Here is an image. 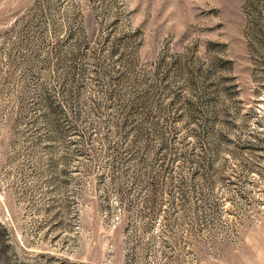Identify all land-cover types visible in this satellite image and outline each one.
<instances>
[{
	"label": "rangeland",
	"instance_id": "374dc122",
	"mask_svg": "<svg viewBox=\"0 0 264 264\" xmlns=\"http://www.w3.org/2000/svg\"><path fill=\"white\" fill-rule=\"evenodd\" d=\"M0 264H264V0H0Z\"/></svg>",
	"mask_w": 264,
	"mask_h": 264
}]
</instances>
